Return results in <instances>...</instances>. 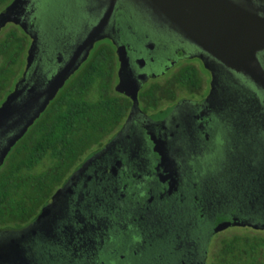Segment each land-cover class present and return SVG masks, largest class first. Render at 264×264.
Instances as JSON below:
<instances>
[{"label": "flooded vegetation", "instance_id": "af4514ba", "mask_svg": "<svg viewBox=\"0 0 264 264\" xmlns=\"http://www.w3.org/2000/svg\"><path fill=\"white\" fill-rule=\"evenodd\" d=\"M14 1L1 0L0 15ZM39 4L26 0L14 9L12 19L18 22L0 25V43L17 37L22 52L19 75L0 106L24 80L27 69H31L27 72L30 77L19 85L23 90L20 101L29 95L36 73L49 72L58 64L62 67L60 63L71 55V51H53L61 44L56 34L51 33L46 49L37 41ZM256 4L264 12V1ZM115 12L109 38L95 42L56 95L93 51L109 42L114 72L103 94L113 96L124 115L113 126L111 136L101 146L94 145L67 184L63 182L55 191L46 214L36 221L42 208L32 220L33 226L11 235L17 239L8 247H18L17 255L29 264H110L115 257L120 264H128L131 253L146 257L143 264H207L205 246L217 226L242 222L227 199L231 195L228 189H221L208 172L221 150L231 145L235 132L254 141L255 149L241 162L253 167L257 149L264 146V106L253 93H247L240 80L260 90L184 38L145 0H119ZM76 36L80 39L74 43L84 38ZM34 42L35 55L28 68ZM123 44L125 49L120 50ZM260 58L264 65V51ZM125 60L128 67L123 71ZM188 64L197 69L200 80L191 91L178 87L176 80L169 83V78ZM90 95L98 94L93 91ZM233 119L239 120V128L232 124ZM92 152L91 158H86ZM247 175L252 184L262 187L258 196L263 194V198L264 170L240 174L241 178ZM258 204L255 211L264 216V203ZM247 207L242 204L238 212ZM32 221L10 227L23 228ZM261 226L264 228V223ZM132 264H139L138 258Z\"/></svg>", "mask_w": 264, "mask_h": 264}, {"label": "trees", "instance_id": "16d2710c", "mask_svg": "<svg viewBox=\"0 0 264 264\" xmlns=\"http://www.w3.org/2000/svg\"><path fill=\"white\" fill-rule=\"evenodd\" d=\"M18 40L7 37L0 43V103L19 75L22 52ZM109 45L112 44L107 42L103 49L93 51L0 166V227H19L32 221L76 170L82 157L94 145L101 146L122 119L124 109L113 96L103 94L114 72V55ZM175 80L178 87L188 91L200 84L198 71L191 64L170 77L169 83L175 84ZM93 91L98 95L90 97ZM237 186L239 193L227 199L241 218L240 223L261 226L264 216L255 211L259 206L256 183L242 179ZM242 204L248 207L238 212ZM205 248L207 264H264V231L245 227L229 236L216 235Z\"/></svg>", "mask_w": 264, "mask_h": 264}, {"label": "water", "instance_id": "95a60500", "mask_svg": "<svg viewBox=\"0 0 264 264\" xmlns=\"http://www.w3.org/2000/svg\"><path fill=\"white\" fill-rule=\"evenodd\" d=\"M102 10L100 18L93 22L83 39L78 43L73 42L71 55L65 60L62 67L55 65L49 71V80L43 87L44 74L34 75L31 90L24 101H20L23 90L19 87L21 82L30 77L26 76L0 106V166L4 163L12 147L27 132L28 128L45 110L50 101L55 97L58 90L66 80L86 60L91 48L96 41L109 38L108 28L119 0H98ZM122 1V0H121ZM148 5L158 14L162 15L169 23L190 42L198 46L202 51L218 60L232 71L241 73L243 76L259 88L264 95V65L260 54L264 51V12H262L257 0H145ZM264 1V0H259ZM26 0H15L1 15L2 26L16 14L14 9L25 3ZM103 4V5H102ZM15 22H18L15 20ZM29 23L24 24L27 27ZM37 41H41L39 31L36 33ZM78 36L73 40L78 41ZM75 44V45H74ZM35 48L28 57L30 67ZM125 49V45L119 47ZM57 51V50H53ZM123 55V54H121ZM65 56L61 54L63 59ZM128 67V60L122 62L121 70ZM124 71V70H123ZM135 94V93H134ZM91 158V157H90ZM67 184V182H66ZM60 191H58L59 193ZM50 201L38 216H44L49 208ZM33 221L26 227H3L0 228V264H29L24 261L18 247L10 248L9 244L16 242L14 236L33 226ZM222 227H227L229 222H222ZM11 236V237H10Z\"/></svg>", "mask_w": 264, "mask_h": 264}, {"label": "rangeland", "instance_id": "374dc122", "mask_svg": "<svg viewBox=\"0 0 264 264\" xmlns=\"http://www.w3.org/2000/svg\"><path fill=\"white\" fill-rule=\"evenodd\" d=\"M40 1V4L37 6V10L39 12V16L41 18V27L39 29V33L41 35V45L44 46V49L47 48L46 44L51 36V33L56 34V37L61 40V44L59 48L57 47V51L61 52H70L71 47L73 46V37L76 34H79L81 37L86 35L84 28L88 26H92L93 22L98 20L100 14L102 12L101 9L98 8L100 2L98 0H37ZM99 17V18H98ZM87 29V28H86ZM77 30V32H75ZM74 34V35H73ZM57 53V52H54ZM45 60L44 56L42 61ZM41 74L45 75L43 83L47 84L49 80V72L42 71ZM243 83V87L246 89L247 93L254 94L255 97L260 99V102L264 106V95L260 92L256 91L254 87L247 83L244 80H240ZM189 92H185L187 96ZM257 95V96H256ZM232 123V122H231ZM234 126L239 128V120L233 119ZM231 145L227 148L221 150L218 154V159L216 164H214L213 169H211L208 173L211 175L212 179L219 184L221 189H228L227 193L231 195L238 194L240 189L237 186V183L242 179H245L247 182L250 180V175L241 178L240 174H243V171L249 172L250 169L258 170L263 173L264 170V146H261L257 149L258 165L256 162L253 164V167L244 163H241L243 158H246L247 155L251 154V150H254L256 145L254 141L249 139L247 136L243 135V133L235 132L233 136H231ZM43 168V166H42ZM38 169H41L38 168ZM259 185L255 187L257 191L260 190ZM226 195V192H221ZM259 197V202L264 203V197ZM242 215V214H241ZM245 216V215H243ZM252 219V217H250ZM248 218L247 220L250 221ZM261 225V224H260ZM248 227L250 229H259V231L263 230L262 226H247L241 223H235L228 225L227 227H221L212 238L216 235L220 236H229L234 233H237L242 230V228ZM210 239V241L212 240ZM138 258L139 264H143L147 261L144 256H135L131 253L128 254V264H132L135 259ZM127 259V258H125ZM110 264H120L119 260L113 258ZM148 264H153L149 263Z\"/></svg>", "mask_w": 264, "mask_h": 264}]
</instances>
